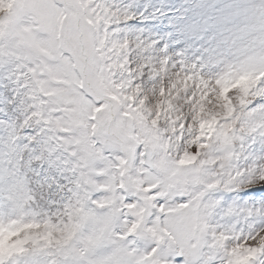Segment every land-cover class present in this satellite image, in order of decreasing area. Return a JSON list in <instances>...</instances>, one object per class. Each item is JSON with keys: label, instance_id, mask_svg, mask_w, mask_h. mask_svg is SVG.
Segmentation results:
<instances>
[{"label": "snow or ice", "instance_id": "6c2138e0", "mask_svg": "<svg viewBox=\"0 0 264 264\" xmlns=\"http://www.w3.org/2000/svg\"><path fill=\"white\" fill-rule=\"evenodd\" d=\"M209 7L157 55L107 0H0V264H264V0Z\"/></svg>", "mask_w": 264, "mask_h": 264}, {"label": "rangeland", "instance_id": "374dc122", "mask_svg": "<svg viewBox=\"0 0 264 264\" xmlns=\"http://www.w3.org/2000/svg\"><path fill=\"white\" fill-rule=\"evenodd\" d=\"M114 7L126 10L133 18L122 22L120 35L144 45L155 42L157 55L167 46V53L180 51L191 54L193 32L203 28L211 15L209 6L222 0H107ZM206 35H211V31ZM199 54V53H197Z\"/></svg>", "mask_w": 264, "mask_h": 264}]
</instances>
